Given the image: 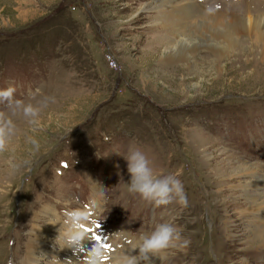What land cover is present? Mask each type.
Masks as SVG:
<instances>
[{"label": "rangeland", "instance_id": "1", "mask_svg": "<svg viewBox=\"0 0 264 264\" xmlns=\"http://www.w3.org/2000/svg\"><path fill=\"white\" fill-rule=\"evenodd\" d=\"M196 1L229 23L264 12V0ZM147 3L0 0V89L15 85L25 103L54 98L37 125L13 117L17 135L0 155V264L24 262L28 243L48 242L53 226L59 234L61 225L52 223L72 209L89 217L81 255L97 241L110 254L130 250L140 235L170 222L190 244L170 249L163 264H264V243L250 227L264 228V212L248 216L238 187L244 167L264 174L262 41L242 31L234 47L214 50L203 40L218 30L201 18L186 21L191 32L197 22L205 28L191 35L195 48L152 50L157 35L175 33L157 29ZM130 147L145 153L158 176L177 175L187 207L157 208L128 191L123 155ZM44 247L39 264L60 262V249L77 254L58 243Z\"/></svg>", "mask_w": 264, "mask_h": 264}, {"label": "clouds", "instance_id": "2", "mask_svg": "<svg viewBox=\"0 0 264 264\" xmlns=\"http://www.w3.org/2000/svg\"><path fill=\"white\" fill-rule=\"evenodd\" d=\"M16 91L15 85L0 89V103L5 105V110H0V155L10 151L13 139L17 135L18 128L13 119L15 115L20 113L28 119L30 124L37 125L42 109L47 107L50 101L54 102V98L45 97L37 104L25 103L16 99ZM29 142L35 149L39 148L36 139L30 138ZM123 156L127 161V170L131 176L128 183L130 193L138 194L142 200L152 203L157 208L168 206L173 202L183 207L188 206L183 183L176 174L158 176L148 157L138 148L130 147L128 153ZM9 166L13 169L18 168L14 160H9ZM88 219L86 211L72 209L65 212L64 219L52 223L61 225L57 237V243L61 248L82 250L83 242L88 237L85 231ZM189 244V240L182 239L177 227L170 222H163L156 224L150 233L140 235L133 242L130 250L110 254L107 246L97 241L88 251L84 264H105L106 261L107 264H154L153 257H158L163 264L165 254L170 249H184ZM137 250L138 253L133 254ZM52 260L53 264L59 262L55 258ZM68 264L72 262L68 261Z\"/></svg>", "mask_w": 264, "mask_h": 264}, {"label": "bare ground", "instance_id": "3", "mask_svg": "<svg viewBox=\"0 0 264 264\" xmlns=\"http://www.w3.org/2000/svg\"><path fill=\"white\" fill-rule=\"evenodd\" d=\"M146 8L155 11L153 17H154V23L155 25H157V29L161 31V29L167 28V30H171L175 33V37H172L170 35L168 36L161 35L162 33L157 35V37L153 41V44L151 45L150 49L152 50L157 51L163 45L166 46V50L173 49L176 45H179V43L180 44L187 43L188 45L186 46L189 47L190 49L195 48L196 39L191 37V35L204 34L203 32H205L204 31L205 28L203 26L199 27L197 22L194 23V28L191 32V26L189 25V27L188 26L186 27L187 25L186 21H190V20L193 21L194 19H195L194 21H196L197 19L203 18L202 20H209L210 23L212 24V28L218 30V31H214L212 29L211 40L210 39L203 40V42H211L209 45L215 46L216 49L212 47L214 50H218L217 48L219 49L223 48L222 51H227V49L228 50L231 49L232 47H234L233 45H235V41H236L235 36H237L236 34L242 31H246L250 34L253 33L257 41H262V44L256 42L257 43L256 46L258 47V45H260L263 48V52H264V44H263L264 12L262 11L261 12L255 11L256 13L249 12L248 15H243L246 12L243 13L242 15H237V16L233 15L234 22L229 23L225 19H222L226 17L225 14L217 13L216 10H214L213 12L206 10L204 7H200L199 3L196 0H148ZM221 38L227 41L225 45L226 48L220 46L219 40ZM187 50L188 49H186L184 52L182 51L183 54L180 55V57H185ZM168 58L172 59L174 58V56L170 53ZM258 170L252 167V165L244 167L242 174L243 176L245 175V179L243 183L238 186L248 200L249 209L246 210L245 213L248 216H251L252 218L256 217L259 213L264 212V174H260L259 173L260 171ZM257 223L259 222H256L257 226L255 225L250 226L253 227L251 228V231L253 233L257 232L259 236V241L261 240L264 243V228H262V226L259 227ZM54 228L55 226L52 227V232L49 233L48 235V237L50 236L48 242L42 239L41 240L32 239L28 243L27 245L28 253L27 256L23 259L24 262H22L21 264H39L38 261L40 259H38L39 257L37 258L36 252L37 251L47 252L48 250L44 247L46 244L55 246V244L57 243V237L59 234H56L54 232ZM41 233H43V231H41L40 234ZM54 234L55 236L51 237V235ZM70 249L73 250L72 248ZM59 251L62 253V256L60 257L61 258L60 263L62 262V264H68V261H71L72 264H84L85 257L87 256V253L85 252H83L82 255L79 254V250H76L77 254H72L71 256L65 254L63 249H60ZM35 257H36L35 261L32 262L33 258ZM153 261L154 264H160V262L157 261V259L155 258H153Z\"/></svg>", "mask_w": 264, "mask_h": 264}]
</instances>
